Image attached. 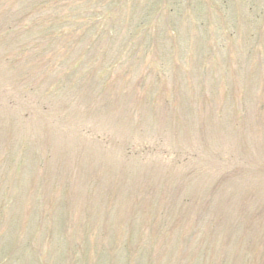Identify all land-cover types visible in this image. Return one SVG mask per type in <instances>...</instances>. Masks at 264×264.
<instances>
[{
  "label": "rangeland",
  "instance_id": "obj_1",
  "mask_svg": "<svg viewBox=\"0 0 264 264\" xmlns=\"http://www.w3.org/2000/svg\"><path fill=\"white\" fill-rule=\"evenodd\" d=\"M0 264H264V0H0Z\"/></svg>",
  "mask_w": 264,
  "mask_h": 264
}]
</instances>
